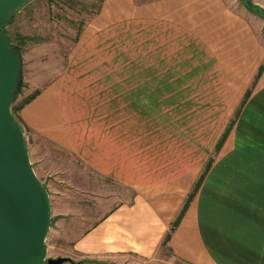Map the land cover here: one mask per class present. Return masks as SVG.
<instances>
[{
	"label": "crops",
	"instance_id": "crops-1",
	"mask_svg": "<svg viewBox=\"0 0 264 264\" xmlns=\"http://www.w3.org/2000/svg\"><path fill=\"white\" fill-rule=\"evenodd\" d=\"M37 92L19 112L29 162L71 197L47 257L264 264V18L241 0H102L61 76ZM90 175L128 196L107 197Z\"/></svg>",
	"mask_w": 264,
	"mask_h": 264
},
{
	"label": "water",
	"instance_id": "water-1",
	"mask_svg": "<svg viewBox=\"0 0 264 264\" xmlns=\"http://www.w3.org/2000/svg\"><path fill=\"white\" fill-rule=\"evenodd\" d=\"M30 1L0 0V264H63L71 259L47 258L50 202L31 167L24 135L12 114L21 66L2 30L13 13ZM241 1L252 8L250 0ZM252 11L260 15L259 10Z\"/></svg>",
	"mask_w": 264,
	"mask_h": 264
},
{
	"label": "rangeland",
	"instance_id": "rangeland-1",
	"mask_svg": "<svg viewBox=\"0 0 264 264\" xmlns=\"http://www.w3.org/2000/svg\"><path fill=\"white\" fill-rule=\"evenodd\" d=\"M100 4L101 0H31L22 9L17 11L12 23L6 28V32L11 38L12 43L18 47L21 52L20 83L22 82V90L15 102L12 103V109L25 98L37 92V90H39L42 86L61 76L67 66L71 53L74 51L81 39L82 31L84 30L87 22L97 14ZM204 92L206 91H203V93ZM247 92L250 94L251 89L246 90V93ZM246 93L241 104L236 106L233 112H229L228 110L225 111L224 114H226V117L229 118L228 123H226V129L229 130L231 125L235 122V119L240 113V110L248 97ZM201 108L209 110V107L202 106ZM189 109H192V107H186L185 112L187 113ZM220 123L221 121H219V124ZM170 124L173 125L174 123L171 122ZM223 139L224 138H221L216 143L212 156L213 159L216 156L215 151L220 148ZM209 160H211V158H209ZM71 162L70 165L75 168L74 163ZM206 167L207 165L204 167L205 169L203 168L204 170H201L202 175L207 171ZM47 168L45 170L48 171ZM48 172L49 173H47V175H51V173L58 174L56 170ZM75 172L81 173L83 172V169L76 170ZM44 177L45 176L38 174V178L42 180L41 185L48 194L51 206L48 228L49 231L51 228L54 229V222L58 218L57 216H63L58 215L57 213L67 212L68 209L64 206V203H66V200L71 197H66L68 194H66V190H62L63 188L60 185H47L48 183L46 182L51 179L48 178V176ZM91 178L95 179L91 181V184L96 186L99 192H106L105 194H107V197H110L112 192L121 193L123 197L128 196L125 189L120 190L95 175ZM198 184L200 186V180ZM192 190L193 189H191V191ZM73 192L79 194L80 190H74L72 193ZM58 232L59 237L64 239L65 234L63 233V230L59 229ZM161 253L164 256H168L165 250H162ZM47 258H49V256ZM42 264H46V262ZM63 264H68V262ZM171 264L177 263H173L171 261Z\"/></svg>",
	"mask_w": 264,
	"mask_h": 264
},
{
	"label": "trees",
	"instance_id": "trees-1",
	"mask_svg": "<svg viewBox=\"0 0 264 264\" xmlns=\"http://www.w3.org/2000/svg\"><path fill=\"white\" fill-rule=\"evenodd\" d=\"M101 1H102V0H101ZM249 6H251L253 9L259 10V12H260V13H259L260 16H262V17L264 18V11H263V10H261L259 7L255 6V5H253L251 1H249ZM246 8H248V10H250L251 12H253V11H252V8H250V7H248V6H247ZM15 14H16V12L13 13L12 17L9 19V21H8V23H7V25H6V27H4V29L2 30V34H3V35L8 39V41L10 42V44H11L12 48L14 49V51H15L17 57H18V60H19V62H20V55H21L20 49H19L18 47H16V46L12 43L11 38L8 36V34H7V32H6V28H7V26H8L9 24L12 23V20H13ZM262 70H263V67L260 68L258 74H260V72H261ZM257 76H258V75H257ZM21 87H22V82L19 84V86H18V88H17V90H16L15 96L13 97V102H15L16 98L20 95V92H21V90H22ZM37 94H38V92L33 93L31 96L25 98L23 101H21L17 106H15V107L12 109V114H13V116H14V118H15V121L17 122V124H18L19 126H20V119H19V112H20V109H21L22 106H24L26 103H28L29 101H31V100H32ZM246 94H247V96H248L249 92H247ZM247 96H246V97H247ZM20 128H21V126H20ZM21 131H22V133H23L22 128H21ZM198 186H199V184L196 183L195 187L193 188V190L191 191V193L188 195V198H187V200H186V202H185V204H184L182 210L180 211L178 217L176 218V220H175V221L173 222V224L171 225L170 231H169V233L165 236V239H164V241H163V243H162V247H163V248L166 246V244H167V242H168V240H169V238H170L172 232L175 230V228H176V226H177V224H178V222H179L181 216L183 215L185 209L187 208L188 204H189V203L191 202V200L193 199L194 194H195L194 192H196ZM83 262H93V261H90V260H82V261L74 262V261L70 260V263H71V264H82ZM94 263H97V262H94Z\"/></svg>",
	"mask_w": 264,
	"mask_h": 264
}]
</instances>
